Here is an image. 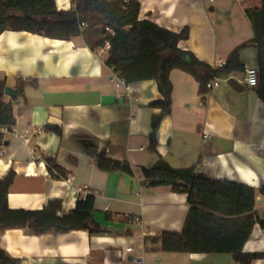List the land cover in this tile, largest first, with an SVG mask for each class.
Segmentation results:
<instances>
[{
	"label": "crops",
	"instance_id": "0c3cea01",
	"mask_svg": "<svg viewBox=\"0 0 264 264\" xmlns=\"http://www.w3.org/2000/svg\"><path fill=\"white\" fill-rule=\"evenodd\" d=\"M139 2V20L175 33L186 28L189 36L178 48L209 66L226 61L233 50L253 39L246 12L261 4V0ZM55 3L57 10L72 7V0ZM86 25L70 40L28 31L0 34V79L14 90L25 85L23 96L12 99L4 94L3 100L12 103L19 132H34L28 142L5 133L0 179L13 175L10 209L38 211L49 201L59 200L60 216L76 207L79 198L72 188L97 189L92 221L98 231L26 234L23 229H8L0 234V246L22 264H87L92 247L105 251L104 264H238L232 254L165 252L152 242L163 230L181 232L189 206L187 194L148 186L142 169L163 159L175 169L195 166L210 179L259 189L264 183V102L257 89L241 83L243 74L235 72L231 77L242 85L240 90L222 83L202 92L191 74L172 70L171 110L152 148V117L161 109L151 104L163 99L157 81L130 84L138 102L118 98L110 81L107 52L100 53L101 47L96 46L102 37L101 25ZM241 60L256 67L255 47H244ZM49 126L59 127L61 135ZM90 146L111 159L129 162L133 175L99 169L87 152ZM49 160L61 168L64 177L51 173ZM254 212L257 223L243 251L264 253L260 225L264 195H257Z\"/></svg>",
	"mask_w": 264,
	"mask_h": 264
},
{
	"label": "trees",
	"instance_id": "16d2710c",
	"mask_svg": "<svg viewBox=\"0 0 264 264\" xmlns=\"http://www.w3.org/2000/svg\"><path fill=\"white\" fill-rule=\"evenodd\" d=\"M139 0H72V7L57 10L55 0H0V34L6 30L28 31L35 34L70 40L81 34V23L90 27L101 25L102 37L96 46L103 47L107 40L106 64L120 74L128 84L156 80L163 99L151 104L161 109L152 117L151 147L157 145V133L163 118L171 110L172 83L170 73L180 69L191 74L201 84L202 92L212 77H228L241 72L244 64L241 51L252 45L257 51L256 68L259 72L257 95L264 102V0L259 8L246 12L251 21L254 37L231 52L226 64L217 70L198 60L195 55L178 48L188 38L185 28L180 33L157 26L149 20H139ZM107 28L110 31H107ZM6 83L0 79V147L5 144V127L15 126L12 103L3 100ZM16 96H23L25 85L16 86ZM49 130L61 135L57 126ZM99 169L133 175L129 162L111 159L96 146L87 148ZM51 173L65 174L59 166L48 161ZM142 176L150 187L166 186L173 192L187 194L189 211L181 232L163 230L152 242L161 250L176 253L232 254L238 264L264 261V253L243 251L257 218L254 212L256 197L264 195V183L259 189L230 181L214 180L197 168L175 169L160 159L151 168H143ZM13 182L10 173L0 179V234L8 229H23L26 234L59 233L74 229L98 231L92 221L94 196L78 200L74 210L60 216L62 204L51 200L38 211L13 210L8 205V194ZM264 228V221L260 222ZM105 251L91 248L87 264H104ZM0 264H22L0 246Z\"/></svg>",
	"mask_w": 264,
	"mask_h": 264
},
{
	"label": "built area",
	"instance_id": "2783aa9c",
	"mask_svg": "<svg viewBox=\"0 0 264 264\" xmlns=\"http://www.w3.org/2000/svg\"><path fill=\"white\" fill-rule=\"evenodd\" d=\"M213 1V0H209ZM87 26L85 22L81 23V27ZM107 31H110V29L107 28ZM110 49V41L107 40L103 47L99 49L100 53L107 52ZM226 64L225 60H218L215 62L211 67L214 70H217L219 68H222ZM112 76L110 78V81L114 84L115 88L118 90V98L127 97L131 99L132 102H138V98L132 94L130 84H128L125 79L118 73L114 72L112 68ZM244 78L241 81V83L245 84L246 86L250 88H255L259 85V72L256 67H251L248 65H244L243 70L241 71ZM231 76L228 77H212L207 83H206V90L211 91L212 89L220 86L222 83H228L229 79H231ZM124 90L125 93H121L120 91ZM5 133H12L15 136H18L20 138H23L25 142H28L30 138L33 135V131L25 130L23 134L19 132V130L16 128V126H12L11 128L5 127L3 129ZM208 135L205 134L204 138H206ZM73 193L79 198V200H85L88 196H96L99 191L97 189H93L89 186H78L72 188Z\"/></svg>",
	"mask_w": 264,
	"mask_h": 264
},
{
	"label": "water",
	"instance_id": "95a60500",
	"mask_svg": "<svg viewBox=\"0 0 264 264\" xmlns=\"http://www.w3.org/2000/svg\"><path fill=\"white\" fill-rule=\"evenodd\" d=\"M19 1H24V0H19ZM228 85H230L234 90H237V91L242 88V85L234 78L229 79ZM255 88L258 89V86H256ZM4 94L9 96L12 99L16 98V91L9 86H6L4 90Z\"/></svg>",
	"mask_w": 264,
	"mask_h": 264
},
{
	"label": "rangeland",
	"instance_id": "374dc122",
	"mask_svg": "<svg viewBox=\"0 0 264 264\" xmlns=\"http://www.w3.org/2000/svg\"><path fill=\"white\" fill-rule=\"evenodd\" d=\"M239 77L243 78V76H239Z\"/></svg>",
	"mask_w": 264,
	"mask_h": 264
}]
</instances>
